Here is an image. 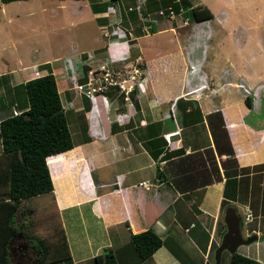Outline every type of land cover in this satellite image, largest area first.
Segmentation results:
<instances>
[{"label":"crops","instance_id":"1","mask_svg":"<svg viewBox=\"0 0 264 264\" xmlns=\"http://www.w3.org/2000/svg\"><path fill=\"white\" fill-rule=\"evenodd\" d=\"M125 3L119 0L108 7H97L92 14L100 28L106 29L101 35L104 47H108L98 56L106 57L107 50L109 58L138 56L143 63L144 74L137 91L128 100L114 89L99 93L104 94L105 100L99 94L88 97L84 113L79 112V119L73 122L78 129L80 123V129L85 131L81 139L45 159L60 228L63 230L59 211L68 207H76L81 222L80 234L73 238L74 249L63 230L70 264H85L103 253L104 248L111 251L117 264H182L165 243L148 257H138L129 242L130 233L148 226L162 239L171 237L176 244L180 241L188 264H212L209 249L212 243L218 244L223 222V170L231 167L238 170L235 196L228 202L250 211L245 230L257 235L245 248L246 255L264 262V239L260 238L264 233V77H257L259 73L252 75L250 69L238 71L236 59L223 52L225 44L220 41L226 39V34L232 35L235 43L229 45L237 49V25L234 22L232 31L215 26V34L216 30L223 33L212 39L213 26L209 22L224 21L227 11L213 12L197 0L187 2V9L181 7L186 23L180 17L155 16L147 33L141 27H125L129 30L125 32L116 23ZM136 3L134 10L151 13L145 0ZM199 5L206 6L211 16L194 20L184 14L189 7ZM245 28L249 33L261 29L264 36V18L260 15L259 19L256 13L252 25ZM167 30L171 32L165 38H152ZM179 30L184 32L180 38ZM93 47L97 49L98 44ZM74 63L76 66L75 61L69 65L73 67ZM248 64L251 66L252 62ZM19 67L9 70V88L0 87V119L26 106L24 97H16V93L19 94V84L31 75L27 77ZM65 67H59L54 76L57 90L58 83L67 87L72 67ZM2 72L0 76L5 70ZM10 93L11 99L3 100ZM62 93L67 97V107H72L69 92ZM246 95L250 105L244 101ZM249 113L254 118L249 119ZM156 168L162 172L157 173ZM52 170L62 172L55 179ZM98 172L101 174L96 177ZM210 172H218L220 179L200 185ZM24 200L16 211L21 215L17 223L21 228L8 240L9 258L11 264H38L41 254L35 236H43L34 230L26 233ZM48 204L49 201L38 209L46 211ZM26 208L27 214L36 211ZM83 208L94 221V228L85 222ZM110 230L117 235L118 244L109 237Z\"/></svg>","mask_w":264,"mask_h":264},{"label":"rangeland","instance_id":"2","mask_svg":"<svg viewBox=\"0 0 264 264\" xmlns=\"http://www.w3.org/2000/svg\"><path fill=\"white\" fill-rule=\"evenodd\" d=\"M164 1L171 2L172 0ZM177 1V4L180 7L187 9V2L191 4L197 0ZM115 2L117 3L119 0L112 2L109 0L0 1V72L4 73L2 70H5V74L0 76L1 88H3V85L4 87L6 86V89L9 88L6 80L10 77L9 70L11 68H17L20 66L19 71L21 73H27V75L24 74V76L26 75L27 77L30 75L31 77L36 76L46 72L47 70H51V72L54 74L53 76L56 77L57 69H59V67L63 68V66H66L65 68L68 69L72 67V65H69V62H76L77 65L75 66L74 63L75 67L73 66L71 68V73L69 76H67V87L65 88L63 85L57 82L59 85L58 92L61 105L65 113V118L73 143L79 141L82 135L85 133V131L80 129L82 126L80 123L78 124V129L77 124H74L73 122L74 119H79V112L84 113L83 106L87 107L88 103V97L75 91L73 85L77 83L76 81H83L85 79V69L90 65L94 66L96 61H101L104 56H98V54L103 52L108 47H104L105 42L102 43L104 39L101 35V31L104 32L106 29L103 30L100 28V24L97 23L98 19L92 14L94 10L92 9V5L95 4L98 8H102L108 7V4ZM125 2L126 3L124 6H122V16L116 21V23L122 26L125 32H129V30H127L129 27H132L133 30L141 27L143 32L147 33V31L151 29L150 27L154 22L153 20L155 16H157L154 12L156 10L155 7L160 5L161 2L156 0H148V4L152 9L151 13H141L134 9L133 11H130L127 9V2L131 4L130 6L136 8V0H125ZM201 2L205 3L207 7L213 12L219 11L220 9L227 11V16L224 21L219 22L216 19H211V23L209 22V24L213 26L214 34L212 39L215 37V35H218L217 38L221 37L222 35L220 36V34L223 33V31L216 30L215 34V26L221 27L224 31H227L228 29L232 31L234 28V22L235 25H237L236 31L234 32V34L237 36V49H235V47L231 48V45H229L231 43H235L232 35L226 34V39H222L220 41L221 43L224 41L223 44H225L223 52L229 53L231 59H236L237 70L245 72L246 69H250V71H252V75L256 76L257 73H259L257 77L261 76L263 78L264 36L261 35V29H258L257 32L253 29V32L249 33L245 27L252 25L253 16H255L256 13H258L259 19L260 15H262L264 18V0H201ZM188 10L190 9L188 8ZM138 13H141L140 18ZM145 14L150 16V20L146 22L143 20ZM175 16L178 17V15ZM142 22L144 23L143 25ZM153 29L155 32L154 25ZM170 32L171 31L167 30L163 31L162 33H156L152 36V38L155 36L165 38L164 36H168ZM183 33L184 32L179 30V33L177 34L178 37L180 38ZM104 34L107 33L105 32ZM97 44V49H94L93 46H96ZM106 57H109L107 50ZM129 57L131 58V56ZM134 58L138 59L139 57L135 56ZM248 61L252 62L251 66H249ZM18 88L20 91L19 94L16 93V97L18 95L20 98L21 96L25 97L22 86L19 85ZM63 90L69 92V99L71 101L70 105H72V107H67V97L65 95L63 96ZM12 95L13 94L10 93L6 96H3L2 98L5 101L10 100ZM102 97L105 100L104 94H102ZM77 108H79V110ZM248 116L249 119H252L253 114L249 113ZM60 172L62 171L59 170V173ZM57 173H53L55 178L58 177ZM99 174H101V172H98L96 177H98ZM54 199L55 194L53 192H45L40 196L35 195L31 198H28L27 201L24 199V201H22V203L25 204V206L22 208L23 210L26 209V211L24 210V215H22L26 216V223H24L26 233L28 231L32 232L30 230H34L36 235H42L45 240L44 242L50 244L55 238V235H57L56 232L61 226L58 220L57 212L55 210L56 203ZM47 201H49V204L48 209L46 211L44 210L45 212L41 208L38 209V207L46 206ZM26 206L29 208L32 207L34 208V211H36L33 212V214H27L28 209ZM238 206H235V210L242 220L241 224L244 225L243 214L245 213L246 209L241 205ZM222 207H225L224 203L222 204ZM86 211L87 210L83 208V212L85 213ZM18 213H16L15 216V224L20 223L21 221L19 220L21 215ZM83 216L86 218L85 222L92 223L93 228L96 226L93 224L94 221L89 218L86 213L83 214ZM59 217L63 223V230L71 243V247H73V238L76 236L75 234H80L78 232L81 230V222L80 219H78V211L75 206L68 207L59 211ZM19 228H21V225H19ZM242 232L243 234H247V232L244 230V227H242ZM94 234L97 237L99 236V233L96 230H94ZM108 235L112 238L115 244H118V238H115L117 235H115L113 231L110 230ZM184 241L182 242L183 244L185 243ZM250 243L251 242L239 244L236 247V251L246 255L247 252L245 248H248ZM177 244L182 249L183 253L186 254L180 241L177 242ZM81 248L82 247H80L81 251L85 250V248ZM262 250L264 251V248ZM210 251L211 249H209V259L211 260ZM247 256L252 257L248 254ZM228 258L229 251L223 249L220 253L219 264H228ZM85 264H95V262L92 260V258H90L85 261Z\"/></svg>","mask_w":264,"mask_h":264},{"label":"trees","instance_id":"3","mask_svg":"<svg viewBox=\"0 0 264 264\" xmlns=\"http://www.w3.org/2000/svg\"><path fill=\"white\" fill-rule=\"evenodd\" d=\"M0 1L8 2L11 0ZM156 1L161 2L160 5L155 7L156 10L163 9L166 12L167 6H170L175 12L179 9L182 10L177 4V0L171 2ZM145 3L148 4V0H145ZM92 9L96 11L97 6L93 4ZM133 9L135 7L131 6V9L128 10ZM147 9L151 8L148 7ZM189 9L184 14H189L194 20L211 16V12L206 6H192ZM140 12L144 11L141 10ZM148 20H150V16L146 15L145 21ZM134 57L131 56V58ZM141 65H143L142 62ZM19 85L22 86L24 91L25 108L0 119V264H11L8 240L19 229L18 224H15V216L20 201L39 193L52 192V181L45 160L46 157L54 155V153H61L60 151L73 145L51 70L29 77ZM244 101L247 105H250L248 95L244 96ZM207 157L209 160L211 159L208 153ZM237 170V167L223 170L222 202L225 206L228 204L234 206V204L228 202V199H233L235 196ZM156 172L161 173L162 171L156 168ZM220 177L218 172H210L207 177L203 178L200 185L218 180ZM53 178H55L54 175ZM221 224L220 235L225 230L224 222H221ZM56 233L57 235H55L51 244L44 242L43 238L35 236V245L39 246L41 254L38 264H53L61 261L67 264L71 263L62 228H59ZM260 238L264 239V233L260 235ZM129 242L141 259L148 257L157 247L165 243L169 251L182 264H188L187 258L178 244L171 238L162 239L150 226L141 231L130 233ZM216 245V243H213L210 248L212 264H214L213 251ZM92 260L95 264H100V262L102 264H117L114 255L108 248H104L103 253L94 255ZM228 264L264 263L235 250L229 252Z\"/></svg>","mask_w":264,"mask_h":264},{"label":"built area","instance_id":"4","mask_svg":"<svg viewBox=\"0 0 264 264\" xmlns=\"http://www.w3.org/2000/svg\"><path fill=\"white\" fill-rule=\"evenodd\" d=\"M127 9H131V6H127ZM181 11L179 9L175 12L170 6H167L166 12L163 9H158L155 13L157 16L166 18H175L177 17L175 15H178L183 23H186V17L181 15ZM143 74L144 67L139 58L124 56L120 59H113L104 57L101 61H96L94 66H88L85 69V79L76 81L77 83L73 86L75 91L87 97L114 89L124 100H128L130 94L137 91ZM139 183L143 184V182ZM250 215V211L246 209L243 217L244 225L241 224V228L244 227V230Z\"/></svg>","mask_w":264,"mask_h":264},{"label":"water","instance_id":"5","mask_svg":"<svg viewBox=\"0 0 264 264\" xmlns=\"http://www.w3.org/2000/svg\"><path fill=\"white\" fill-rule=\"evenodd\" d=\"M98 96L102 97V94H99ZM222 219L225 225V230L213 251L214 264H219L220 253L223 249H226L229 252H234L239 244L249 243L257 238L255 233L247 235L243 234L240 217L233 205L228 204L224 207Z\"/></svg>","mask_w":264,"mask_h":264},{"label":"clouds","instance_id":"6","mask_svg":"<svg viewBox=\"0 0 264 264\" xmlns=\"http://www.w3.org/2000/svg\"><path fill=\"white\" fill-rule=\"evenodd\" d=\"M241 224V223H240ZM242 229V228H241Z\"/></svg>","mask_w":264,"mask_h":264},{"label":"flooded vegetation","instance_id":"7","mask_svg":"<svg viewBox=\"0 0 264 264\" xmlns=\"http://www.w3.org/2000/svg\"><path fill=\"white\" fill-rule=\"evenodd\" d=\"M245 235H247V234H245Z\"/></svg>","mask_w":264,"mask_h":264}]
</instances>
